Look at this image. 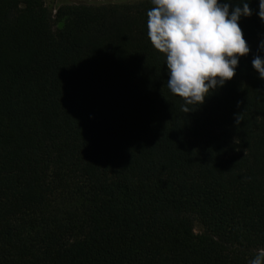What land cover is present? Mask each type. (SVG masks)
Here are the masks:
<instances>
[{
	"label": "trees",
	"instance_id": "1",
	"mask_svg": "<svg viewBox=\"0 0 264 264\" xmlns=\"http://www.w3.org/2000/svg\"><path fill=\"white\" fill-rule=\"evenodd\" d=\"M248 2L249 54L185 112L147 36L151 0H0V264H249L264 250V21Z\"/></svg>",
	"mask_w": 264,
	"mask_h": 264
},
{
	"label": "clouds",
	"instance_id": "2",
	"mask_svg": "<svg viewBox=\"0 0 264 264\" xmlns=\"http://www.w3.org/2000/svg\"><path fill=\"white\" fill-rule=\"evenodd\" d=\"M147 12V36L165 54L167 88L188 106H199L236 74L241 57L250 48L240 27L241 17L252 14L248 0H151ZM264 21V0H259ZM264 51V41L259 45ZM252 67L264 80V56L255 55ZM249 264H264L260 250Z\"/></svg>",
	"mask_w": 264,
	"mask_h": 264
},
{
	"label": "rangeland",
	"instance_id": "3",
	"mask_svg": "<svg viewBox=\"0 0 264 264\" xmlns=\"http://www.w3.org/2000/svg\"><path fill=\"white\" fill-rule=\"evenodd\" d=\"M45 5L55 10L60 4L64 3H85L89 5H105V4H129L140 0H43Z\"/></svg>",
	"mask_w": 264,
	"mask_h": 264
}]
</instances>
